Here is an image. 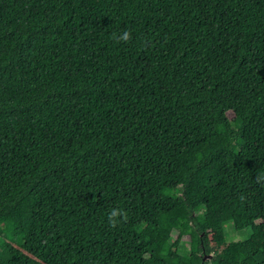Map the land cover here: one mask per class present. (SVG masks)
I'll use <instances>...</instances> for the list:
<instances>
[{
  "label": "trees",
  "instance_id": "obj_1",
  "mask_svg": "<svg viewBox=\"0 0 264 264\" xmlns=\"http://www.w3.org/2000/svg\"><path fill=\"white\" fill-rule=\"evenodd\" d=\"M0 264H264V0H0Z\"/></svg>",
  "mask_w": 264,
  "mask_h": 264
},
{
  "label": "clouds",
  "instance_id": "obj_2",
  "mask_svg": "<svg viewBox=\"0 0 264 264\" xmlns=\"http://www.w3.org/2000/svg\"><path fill=\"white\" fill-rule=\"evenodd\" d=\"M113 39H115L117 42L127 43L131 40V34L127 31H124L120 34H114ZM107 219L109 226L115 228L119 223L125 222L127 220V213L121 208L116 207L109 211Z\"/></svg>",
  "mask_w": 264,
  "mask_h": 264
},
{
  "label": "rangeland",
  "instance_id": "obj_3",
  "mask_svg": "<svg viewBox=\"0 0 264 264\" xmlns=\"http://www.w3.org/2000/svg\"><path fill=\"white\" fill-rule=\"evenodd\" d=\"M225 238L228 242H230V241H241V240H244L245 233L233 232L231 225L228 224L225 226Z\"/></svg>",
  "mask_w": 264,
  "mask_h": 264
},
{
  "label": "water",
  "instance_id": "obj_4",
  "mask_svg": "<svg viewBox=\"0 0 264 264\" xmlns=\"http://www.w3.org/2000/svg\"><path fill=\"white\" fill-rule=\"evenodd\" d=\"M212 258V255L211 254H209V255H204V257H203V262L204 261H208V260H210Z\"/></svg>",
  "mask_w": 264,
  "mask_h": 264
}]
</instances>
